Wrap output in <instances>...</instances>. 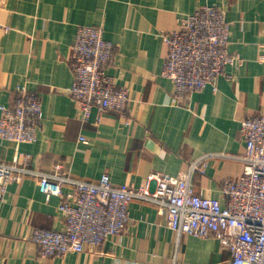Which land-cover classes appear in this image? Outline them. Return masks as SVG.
<instances>
[{
  "label": "crops",
  "instance_id": "0c3cea01",
  "mask_svg": "<svg viewBox=\"0 0 264 264\" xmlns=\"http://www.w3.org/2000/svg\"><path fill=\"white\" fill-rule=\"evenodd\" d=\"M205 4L225 9L229 51L244 59L232 79L191 93L183 103L162 75L168 55L163 34ZM78 25L102 26L113 43L107 73L130 89L124 112L92 109L81 117L70 94L72 44ZM264 0H0V104L13 105L20 87L38 94L44 118L37 140L16 145L0 138V161L114 184L142 185L152 173L178 175L197 164L198 193L223 199L222 184L237 178L246 140L241 121L264 113ZM85 136L88 143L80 137ZM71 190L63 185L64 193ZM62 197L47 200L39 179L27 175L0 198V264H230L215 237L179 235L156 203L134 199L126 230L96 247L44 255L35 227L63 229Z\"/></svg>",
  "mask_w": 264,
  "mask_h": 264
},
{
  "label": "built area",
  "instance_id": "2783aa9c",
  "mask_svg": "<svg viewBox=\"0 0 264 264\" xmlns=\"http://www.w3.org/2000/svg\"><path fill=\"white\" fill-rule=\"evenodd\" d=\"M230 31L225 9L205 4L182 16L177 29L163 34L168 55L162 75L174 82L178 102L208 85L216 87L221 76L232 79L227 68L244 64L240 55L229 51ZM71 59L74 81L69 92L80 101L83 121L94 107L127 110L130 89L119 86L107 73L114 46L102 26L78 25ZM18 91L13 105L0 104V138L16 145L36 141L44 118L38 94L25 87ZM240 132L246 140L245 152L236 158L243 170L237 178L224 180L223 199L196 191L197 164L178 175L152 173L136 187L116 185L108 173L90 181L63 174L60 165L41 171L29 166V155L23 163L0 161V198L11 183H20L27 175L39 179L47 200L62 197L59 210L66 218L65 227H35L31 232L44 255L82 252L123 233L130 222V203L143 199L156 203L179 235L218 239L231 253L230 264H264V113L243 119ZM80 139L88 143L85 136ZM64 184L71 186L70 192L64 193Z\"/></svg>",
  "mask_w": 264,
  "mask_h": 264
}]
</instances>
